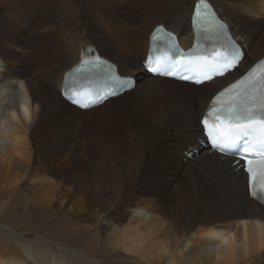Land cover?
Returning <instances> with one entry per match:
<instances>
[{"label":"bare ground","instance_id":"obj_1","mask_svg":"<svg viewBox=\"0 0 264 264\" xmlns=\"http://www.w3.org/2000/svg\"><path fill=\"white\" fill-rule=\"evenodd\" d=\"M55 1L54 6L46 3L35 11L24 9L20 29L30 32L23 37L0 20V38L15 42L24 38L23 48L38 51L37 64L49 63L46 72L59 77L58 89L64 73L93 50L114 63L122 77L134 76V87L85 110L68 103L58 91V97L46 99L37 112L29 86L34 73L6 68L10 53L0 40L1 201L22 181L30 200L71 218L72 205L62 197L66 186L74 193L86 192L89 229H120L112 245L144 264H264V207L249 197L243 167L198 142L199 118L211 95L264 57V32H259L264 0H209L246 52L232 71L198 86L153 76L141 68L155 25L177 33L182 48L192 42L196 0H72L73 5L70 0ZM13 9L14 5L10 13ZM68 20L90 38H73L65 49L58 37ZM37 31H45L49 38L40 39ZM131 38L137 45L144 42L138 57L126 46ZM9 78H16L14 85ZM91 89L110 93L106 86ZM76 119L86 125V177L77 167L74 174L63 169L82 154L69 133ZM40 127L45 128L46 139L30 146V132ZM193 149L197 152L188 159ZM5 204L0 203V210ZM17 241L25 257L35 261L0 250V264L86 261L69 244L52 245L59 256L52 260L42 241L34 237Z\"/></svg>","mask_w":264,"mask_h":264},{"label":"rangeland","instance_id":"obj_2","mask_svg":"<svg viewBox=\"0 0 264 264\" xmlns=\"http://www.w3.org/2000/svg\"><path fill=\"white\" fill-rule=\"evenodd\" d=\"M37 1H39L40 4H36ZM70 1L72 5L75 3L74 1L72 2V0ZM125 1L132 3L131 0ZM59 2L62 3V1ZM3 3L4 6L0 12V20L2 22H6V24L10 26L13 33L20 34V36L23 37L28 35L30 32L23 28L22 29L26 32H22L20 29V27L23 26H21L22 20L20 18L25 17L23 16L24 13L28 10L35 11L39 7L41 9L42 7H45L46 3L54 6L53 3L55 4L56 1L4 0ZM13 5L14 9L12 10V13H10L9 8ZM32 6L36 7L34 8ZM24 9L27 10L24 12ZM54 11L56 12V9H54ZM11 14L12 17H10ZM161 19H163V22L166 23L165 17ZM159 22H162V20H159ZM67 23L68 24H66V27L63 28V34L58 37V41H60L61 45H63L65 49H69V40L73 38L78 40L81 38L80 41H82V39L84 40L85 38H90L86 32L74 30L73 26H75V24L71 23L70 20H68ZM263 25L259 28V32L261 34L264 32ZM231 27L233 29V26ZM134 31L135 28H133L130 32L133 33ZM37 32L38 35H42L40 39L45 40L49 38V34H46L45 31ZM241 39L244 41L243 37ZM0 40L1 47L6 50L8 54L10 53V61L7 64L5 63V65H7L6 68L10 70L18 69L24 72V74L30 70L34 73V75L30 77L31 80L29 79V86L35 94V103L38 105L37 112H40L39 110L43 106L46 99H49L51 96L58 97V91L59 95L61 96L57 81L59 77L46 72L45 68L49 63L45 62L44 64L46 65L37 64V62L41 59L38 55V51L34 49L32 50L30 48H23V45L25 44L24 38L19 39L16 42L12 39L3 41L4 39L0 38ZM126 41L128 42L126 43V46L129 44V46L132 47L136 57H138V53L141 52L138 50L140 48L141 50L144 48V42L141 41V44L137 45V40L134 38L127 39ZM240 43H242V41H240ZM85 46L87 45H84V47ZM141 68H143V66H141ZM24 77L29 78L28 75H24ZM15 81L16 78L8 79V82L11 85H14ZM61 98L63 97L61 96ZM69 127V133L72 134L71 136L76 137L74 143L79 146L81 149L80 152L82 154L79 156L78 160L75 161V163L70 162L69 165H65L63 169L65 168L68 172H72L74 174V169L77 167L80 172V176L86 177V125L82 124L76 119L74 120V124L72 126L69 125ZM45 133L44 127H40L34 131H31L29 135L30 137L28 138L29 145L34 146L44 141L46 139ZM177 148L180 147L177 146ZM191 156L186 155L188 159L191 158ZM21 183L23 182L19 181V183L15 185L12 193H10L9 198H5L3 201H1L0 198L1 202L6 201L5 206L0 210V250L3 252H10V250L18 252L24 257V259L33 263L35 259H31L32 257L30 256H28V258L25 257L27 255H25L24 251L20 248L21 246L17 240L20 238L31 239L34 237V239L43 242L45 248L49 250V257L51 256L50 258L52 260H57L59 257L57 256L58 253L55 251V249H53L52 245L62 244L66 246L69 244L71 248L81 251L86 260L83 264H144L138 261L134 255L126 253L118 247L116 248V246L114 247V245H112L117 239L116 234H118L120 229H89L86 223V192L74 193L66 186L62 187V192L64 194V196H62L63 199H68L73 208V212H70L71 218H68V216H66L63 211H58L57 209L54 211H47L45 207L43 208V206L41 207L36 202L30 200L27 195V190L23 189V186L27 184L24 183L21 185ZM1 196L2 193L0 192V197ZM17 196H19L18 201ZM39 246L42 245H36L35 248ZM111 246L113 248H111Z\"/></svg>","mask_w":264,"mask_h":264},{"label":"snow or ice","instance_id":"obj_3","mask_svg":"<svg viewBox=\"0 0 264 264\" xmlns=\"http://www.w3.org/2000/svg\"><path fill=\"white\" fill-rule=\"evenodd\" d=\"M198 2L202 3L204 0ZM218 27L222 32L227 31V24L223 21H219ZM174 55L176 58L169 66H161L157 63V66L149 70L159 75L178 77L185 81L194 80L196 84H203L228 72L238 59L239 52L235 51L230 60L221 61L219 66L209 65L192 75L188 74L192 71L190 62L180 57L178 50ZM96 59L99 60V57ZM119 86L123 89L125 83L121 82ZM117 94V92L112 93V95ZM70 102L81 108L93 106L80 104L75 99ZM97 103H103V100ZM201 124L203 133L212 142L213 147L221 153L232 155L234 159L239 156V159H235L236 167L241 163L246 165L250 190L256 188L258 179V191L264 192V69L257 74V70L253 68L250 73L231 83L213 97ZM253 138H256L259 144L256 151L250 150ZM252 195L256 196L257 191H252Z\"/></svg>","mask_w":264,"mask_h":264}]
</instances>
